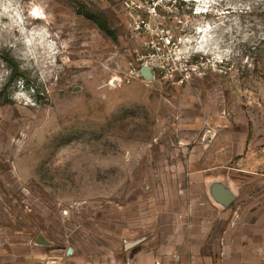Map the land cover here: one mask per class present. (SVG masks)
Instances as JSON below:
<instances>
[{"label":"rangeland","instance_id":"obj_1","mask_svg":"<svg viewBox=\"0 0 264 264\" xmlns=\"http://www.w3.org/2000/svg\"><path fill=\"white\" fill-rule=\"evenodd\" d=\"M161 34L172 59L144 45ZM181 55L206 74L179 83ZM199 97L239 128L262 120L264 0H0V264H255L264 185L227 208L249 248H213L223 208L182 142L183 120L188 143L204 130ZM198 215L212 225L192 235Z\"/></svg>","mask_w":264,"mask_h":264},{"label":"crops","instance_id":"obj_2","mask_svg":"<svg viewBox=\"0 0 264 264\" xmlns=\"http://www.w3.org/2000/svg\"><path fill=\"white\" fill-rule=\"evenodd\" d=\"M192 90H195L197 96H200L203 89L194 87ZM198 101L201 102L203 107V114H194L196 123L193 122V124L198 126V129L204 127V130L199 132L196 137L194 134L191 136L192 143H188L190 142L189 136L184 135L187 134V128L190 125H186V121H182V128L185 130L182 134V142L185 146H190V158L187 167L191 170L193 183L208 187L213 181H221L233 191L236 196L235 200L241 192V187H243L241 183L250 182L248 184H252L254 187L264 185V116L261 117L262 120L253 117L246 118L243 126L239 128L240 126L231 119L217 114L214 110L211 111L205 100L199 97ZM183 111L187 112L185 109ZM227 208L222 209L224 218L223 240L220 245L214 242L213 247L218 251H222L224 256L230 255L228 251H242L249 248L245 243L231 241L233 223L230 219L232 211ZM198 221L197 229L191 224L188 231L190 234L205 233L206 229L212 225L211 222L207 224L205 217L202 215H198ZM218 224V221H214L213 226L217 227ZM183 229L181 227L179 231L183 232ZM143 240H145L144 237L139 239L138 243ZM195 240V237L191 240L193 246ZM197 240L199 241L200 238L198 237ZM198 245L199 242H196L195 246ZM251 249L257 252V257L254 258L256 259L255 264H264V257H262L264 256V244L255 243L251 246ZM239 254L233 264H240L246 260L243 257V252Z\"/></svg>","mask_w":264,"mask_h":264},{"label":"built area","instance_id":"obj_3","mask_svg":"<svg viewBox=\"0 0 264 264\" xmlns=\"http://www.w3.org/2000/svg\"><path fill=\"white\" fill-rule=\"evenodd\" d=\"M144 45L149 47L153 53L161 54L162 58L164 57L165 60L172 59L173 54H175L173 51V47L175 46L174 41L171 36L166 34H161L154 40L144 41ZM175 60L178 63L176 79L179 83L187 82L194 77H200L206 74L204 71V58L201 56L198 57V60L196 59L193 61L190 59L189 55H181L176 56ZM146 63L143 65H147ZM132 70L135 71L134 68H132ZM62 213L66 214V210H62Z\"/></svg>","mask_w":264,"mask_h":264},{"label":"water","instance_id":"obj_4","mask_svg":"<svg viewBox=\"0 0 264 264\" xmlns=\"http://www.w3.org/2000/svg\"><path fill=\"white\" fill-rule=\"evenodd\" d=\"M139 73L141 76L151 79L152 78V72L151 69L147 65L141 66ZM208 195L212 202L216 205H218L221 208H227L231 205L233 201H235V194L230 189L228 185L221 181H213L208 186ZM139 242L138 240L127 242L125 244V248H130L136 243ZM35 243L40 245H48L49 243L43 239L41 235H38L35 239ZM72 250L69 248L68 253H71Z\"/></svg>","mask_w":264,"mask_h":264}]
</instances>
